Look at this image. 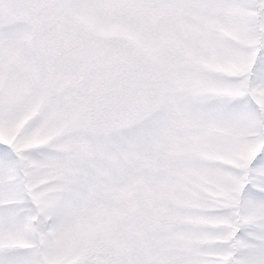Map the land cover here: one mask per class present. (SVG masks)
<instances>
[{
  "label": "snow or ice",
  "instance_id": "snow-or-ice-1",
  "mask_svg": "<svg viewBox=\"0 0 264 264\" xmlns=\"http://www.w3.org/2000/svg\"><path fill=\"white\" fill-rule=\"evenodd\" d=\"M0 264H264V0H0Z\"/></svg>",
  "mask_w": 264,
  "mask_h": 264
}]
</instances>
